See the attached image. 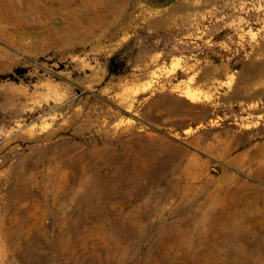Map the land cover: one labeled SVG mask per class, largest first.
<instances>
[{
  "label": "rangeland",
  "instance_id": "1",
  "mask_svg": "<svg viewBox=\"0 0 264 264\" xmlns=\"http://www.w3.org/2000/svg\"><path fill=\"white\" fill-rule=\"evenodd\" d=\"M0 264H264V0H0Z\"/></svg>",
  "mask_w": 264,
  "mask_h": 264
},
{
  "label": "trees",
  "instance_id": "2",
  "mask_svg": "<svg viewBox=\"0 0 264 264\" xmlns=\"http://www.w3.org/2000/svg\"><path fill=\"white\" fill-rule=\"evenodd\" d=\"M5 78H11V77H10V76H9V77H4V79H5Z\"/></svg>",
  "mask_w": 264,
  "mask_h": 264
}]
</instances>
